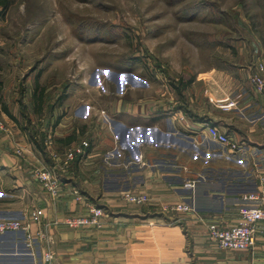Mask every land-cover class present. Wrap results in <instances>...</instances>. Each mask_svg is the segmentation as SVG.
Returning a JSON list of instances; mask_svg holds the SVG:
<instances>
[{"label": "crops", "instance_id": "1", "mask_svg": "<svg viewBox=\"0 0 264 264\" xmlns=\"http://www.w3.org/2000/svg\"><path fill=\"white\" fill-rule=\"evenodd\" d=\"M258 52L255 66L264 62V50ZM130 64L114 68L99 62L58 96L49 81L42 87L37 79L34 84L26 81L23 91L13 92V102L1 100V120H13L23 142L27 133L36 136L27 143L24 159L9 156L8 144L0 140V178L7 180L8 173L21 189L20 197L32 198L28 206L0 199V212L41 209L48 222L86 215L89 206L105 209V226L99 230L47 226L54 236L51 264H264V222L259 223L253 248L227 251L219 249L193 216L163 209L190 203L225 226L236 224L244 195L257 190V183L242 166L216 153L218 145L207 138L205 128L214 125L246 143L264 165V95L250 82L231 92L228 86L234 79L215 75V68L182 65L161 76L152 68ZM174 79L190 81L182 83L181 94L170 85ZM50 133L61 154L83 140L91 144L88 155L76 159L65 173L56 200L33 175L36 166L50 160L42 148ZM114 152L116 157L109 158ZM122 152L126 164L135 161L129 168L122 164ZM188 181H197L196 187L186 189ZM124 192L147 194L151 201L130 204L123 200ZM16 235L24 240L23 233L0 235V263L44 264L45 244L37 243L36 256H30L32 249L24 244L25 252L19 250Z\"/></svg>", "mask_w": 264, "mask_h": 264}, {"label": "rangeland", "instance_id": "2", "mask_svg": "<svg viewBox=\"0 0 264 264\" xmlns=\"http://www.w3.org/2000/svg\"><path fill=\"white\" fill-rule=\"evenodd\" d=\"M181 1L12 0L8 7L0 5L2 108L5 102L1 100L9 98L13 102V92L23 91V83L26 81L34 84L37 79L41 87L47 86L49 81L50 85L55 86V94L58 96L60 89H63L60 92L67 91L71 82L79 79L99 62L114 68L132 63L130 65L134 67H144L146 70L152 68L153 72L158 71L161 76L167 70L182 65H190L192 68L196 66L199 70L215 68V75L229 76L236 80L228 86L231 92L239 85H248L250 76L255 72L258 50H264V0H208L215 3L220 12V15L215 17L220 21L218 19L214 22L211 21L207 10L201 13L197 20L180 19V10L186 2ZM81 19L82 24L91 28L82 39L74 31L75 28H80L78 20ZM105 26L117 27L125 36L115 40L107 39L103 31L99 30ZM205 42L213 43L214 47L205 45ZM133 58L138 59L134 61ZM59 102L56 101L57 104ZM6 120L7 123L0 118L4 126L0 127V140L3 144H8L6 152L9 156L20 159L18 152L23 149L27 157L29 150L26 145H29L27 143L32 142L36 135L33 132L27 133L28 140L23 142L22 134L13 125L15 122L10 118ZM214 150L232 164L242 166V169L255 179L248 158H237L220 145L214 147ZM46 154L44 156L48 157ZM113 155L116 157L115 152ZM121 156L124 161L122 164H125L127 157L124 152ZM6 174L7 180L0 178V193L7 195L0 196V199L31 205L32 198L28 194L20 197L21 189L15 187L13 177ZM37 191L36 194H39ZM29 211L0 212V218H4L0 220L23 221L25 219L20 218L24 214L28 215ZM197 213L207 216L200 214L198 210ZM45 219L44 213L41 223L47 237H39L32 246L26 234L23 233L24 240L21 235L16 237L20 251L25 252L24 245L32 249L27 252L30 256H36L33 250L38 246L37 243L43 242L44 264H51L55 259L54 236L47 231V226L55 225L57 219L44 222ZM50 236L52 240H49ZM49 250L54 253V259L48 263L46 254ZM22 258L29 260L32 257Z\"/></svg>", "mask_w": 264, "mask_h": 264}, {"label": "built area", "instance_id": "3", "mask_svg": "<svg viewBox=\"0 0 264 264\" xmlns=\"http://www.w3.org/2000/svg\"><path fill=\"white\" fill-rule=\"evenodd\" d=\"M250 83L252 87L259 94L264 95V62H260L256 66V71L250 76ZM0 127L4 128L3 123L0 122ZM206 136L212 142L222 146L229 154L241 159H249L251 161L250 169L254 173V178L257 181V190L244 196V204L239 210V220L232 226H225L214 217L201 216L197 213V209L190 203H175L172 205H165L164 211L167 213H183L194 216V220L207 227L210 238L217 243L219 249L227 251H244L253 248L255 245L256 235L258 232L259 223L264 222V165H261V160H257L256 154L249 151L246 143L235 140L232 136L223 132L214 125H206ZM7 130V129H6ZM8 131V130H7ZM54 136L52 133L43 141L45 151L49 155V162L42 163L33 169V175L41 188L50 196L51 199L56 200L61 196V190L64 184L65 173L71 169L73 162L78 158H85L88 155V149L91 147L89 140H83L77 145L70 146L63 154L56 151L54 148ZM24 150L18 152L20 159H24ZM114 157L113 154L109 155ZM139 163H142L143 156L138 158ZM125 163L126 168L131 164ZM260 164V165H259ZM262 166V167H261ZM195 182H188L185 184L186 189H194ZM77 199L82 198L79 192L75 191ZM124 201L130 204L144 206L147 205L151 199L147 194L124 192L122 194ZM44 216V211L40 209H32L29 211L25 220L5 219L0 220V235L8 233H24L30 241V245L39 237L45 238L47 235L44 232L41 219ZM107 214L104 208L97 206H89L86 215L67 217L62 222L55 221V225L64 224L72 229L95 228L102 229L105 224ZM53 238L50 236L49 240ZM29 245V246H30ZM29 249H31L29 247ZM54 259L52 250L47 251L46 261L49 263ZM5 264H26L24 262H7ZM37 264V263H34Z\"/></svg>", "mask_w": 264, "mask_h": 264}, {"label": "trees", "instance_id": "4", "mask_svg": "<svg viewBox=\"0 0 264 264\" xmlns=\"http://www.w3.org/2000/svg\"><path fill=\"white\" fill-rule=\"evenodd\" d=\"M186 1V2H185ZM189 1V2H188ZM185 2V4L182 5V8L180 10L179 16L180 19L184 20V21H194L197 20L199 15L201 13H203L204 11H208V13L210 14V19L212 22L217 21L218 19H216L215 17H218L220 15L219 10L217 9L215 3L210 2L208 0H182L181 3ZM12 3V0H0V5L1 6H5L8 7L10 4ZM205 19V18H204ZM82 19L78 20V22L80 23L79 27L80 28H75V33L78 35L79 38H84L85 33L87 31H89L91 28L89 26H85L84 24H82ZM220 21V19H219ZM117 27H111V26H105V27H101L99 28V30L103 31V35H105V37L107 39L110 40H115L118 38H122L125 36L124 32H120ZM113 33L114 35L110 34ZM207 46H211L214 47L213 43L210 42H205ZM134 61H137L138 58H133ZM125 65H123L124 67ZM184 81L182 79H180V81L177 83L174 80H172L171 82V87L173 88V90H175L177 93L181 94L182 93V83ZM190 81L186 80V82H184V85L186 86L187 84H189ZM32 136V135H31ZM45 148L43 146V152ZM46 154V153H45Z\"/></svg>", "mask_w": 264, "mask_h": 264}]
</instances>
